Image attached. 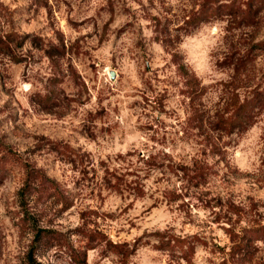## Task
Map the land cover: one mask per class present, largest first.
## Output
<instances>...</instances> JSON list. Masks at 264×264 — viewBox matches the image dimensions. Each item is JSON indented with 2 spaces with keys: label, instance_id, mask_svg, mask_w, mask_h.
<instances>
[{
  "label": "rangeland",
  "instance_id": "374dc122",
  "mask_svg": "<svg viewBox=\"0 0 264 264\" xmlns=\"http://www.w3.org/2000/svg\"><path fill=\"white\" fill-rule=\"evenodd\" d=\"M14 2L19 5L15 13L0 6V91L10 97L3 107H0V183H3L5 176L11 175V179H15L17 172L23 173L24 184L32 174L42 178L43 185L44 183L45 185L38 187V204L33 206L34 213L38 214L35 216H39L40 222L45 221L47 225H52L56 217L75 206L77 201L82 202L85 199L97 200L102 207L106 199L104 195L106 191L116 192L121 197L128 199L144 195L137 172L125 171L123 174H118L119 170H110L108 165L101 161L100 168L103 170L101 176L96 168L91 167L90 158L87 155H82L80 150L71 148L65 140H52L43 135L45 132H52L53 135L58 134L59 130L56 129L55 124L46 125L42 122L48 120L49 116H51V120L62 119L69 111H74L72 105H80L85 102L83 97L88 95L89 86L94 91L98 90V103L101 105L105 100H110L117 95L116 89L124 91L129 87L130 82L126 81L129 67L125 49L137 62L140 69L139 75L147 92L155 96L153 103L140 90L126 92V95L141 94L144 100L143 105L136 101L129 107L134 108L140 105V107L151 108L152 111H160L173 117L176 115L175 109L166 111L164 102L173 99L177 94L190 97L189 102L184 100L179 102L191 113L187 124L182 126L183 138L194 139L201 146L202 156L219 155L221 160H224L227 171L224 172L223 179L227 185L231 186L234 183L230 177L240 178L241 174H238L227 164L226 154L214 141L213 134H216L217 140L226 145L236 143L235 139L224 141V137L231 136L236 128L243 131L249 124L256 122L255 118L264 115V96H261V93L264 92V68L257 69L254 64L257 55H264V43H253V39L259 34L261 26L264 25V16H259V13L264 11V0H230L225 3H221L220 0H188L192 5L191 10L184 8L182 15L179 16L174 15L171 8L165 7V0H148L147 6L143 0H134V3L140 5L138 12L132 10L129 0H52L51 3L49 0H14ZM228 4H231L237 11L228 10L226 8ZM216 5L225 6V8L216 13H208L207 10ZM197 6H199V12L196 11ZM152 9H156L159 15H153ZM57 13L60 14V19L66 21L68 27L66 34L58 27ZM17 14L19 18L13 19ZM247 15H250L251 18H247ZM198 16L202 21L229 18L227 31L231 34L225 40L229 45L231 55H227L223 62H218L217 66L224 70L234 68V75H232L230 83L221 81L219 85L213 86V88H223L224 95L221 100L227 97L223 111H217L214 117L202 110L204 105L201 97L209 89L200 88L199 83L189 77L186 69L185 71L180 70V66L183 65L178 63L180 58L174 53L175 43L179 40V36L177 35L173 39L170 32V26L180 24L181 21L183 22L182 26L175 29L177 33L198 26L200 23H196ZM124 17H130L125 24L123 23ZM118 19L122 22L116 27H110ZM141 19L151 22L148 27L156 33L152 40L143 37V28L139 26ZM21 23L28 25L35 23L44 25V27L34 28L32 33L20 35L17 29ZM247 27L253 28V32L247 37L242 33L239 40L233 42L234 30ZM48 30L51 32L49 33ZM56 40L59 41V46L55 43ZM27 41H31L32 47L26 54H22ZM153 41L162 43L165 46V51L172 56V61L166 63L163 69L145 66L149 62L155 64V54L150 51ZM5 44L9 47L5 48ZM32 49L36 50V55L33 54ZM105 49L109 53L107 56L104 55ZM9 57L10 61L7 60ZM45 57L50 61L48 68L51 69L53 75L47 80V83H45V78L39 74L35 77L39 84L44 85L42 91L47 95L42 96L41 91H37L29 98L37 122L33 123L32 129H27V122L32 121L33 117L16 98L15 90L19 85L15 80V73L23 66L22 78L27 82L28 67L32 64L42 65ZM73 57L80 64L79 70L72 63ZM172 64H177L175 77L169 76L168 79L161 80L160 74L170 72ZM109 69L112 71L118 69L122 74L113 85L106 83V74ZM81 72L84 75H81ZM86 79L88 84H85ZM57 85H63V87L57 89ZM161 88L162 91H158ZM238 88L245 89L246 96L252 97L244 102L250 106V109L243 115L245 116L244 123H241L243 119L238 120L236 115L237 109L243 105L240 104L235 91ZM109 108H112L111 104H109ZM118 110V108L112 109L115 112ZM145 115L150 117V113H145ZM109 119L108 109L102 106L95 114L89 112L88 123L84 125L81 134L86 132L94 139V128L101 133L110 132V128L95 126V121L99 120L106 125ZM9 121H11V125H9ZM65 127V125H60L61 129ZM144 127L148 131L156 133L151 137L153 141L163 144L168 139L167 135L158 139L160 129L165 128V123L159 118ZM33 142H35L34 147L31 146ZM14 146L26 149L23 158L17 154V151H14ZM129 155L131 156L132 153ZM37 161H43L45 166L37 168ZM58 163H69L72 165L73 171L80 172V178L75 180V186L80 191L75 193L73 200H69L65 196L61 184L57 183L56 179L49 178L48 172L56 171ZM143 163L148 168L164 167L158 156H153L149 161ZM216 163L218 165L220 161ZM129 167L132 165L130 164ZM168 167L173 173H184L183 179L187 181L186 187L188 188L184 195L191 194L205 208L212 210L214 216L212 223L220 224L221 221H224L232 225L230 229H223L230 236L231 248L229 250L228 246L220 247L216 244V238L211 233L206 237L197 236L184 240L183 248L179 245L175 246L173 242L170 245L167 244L172 238L177 239L176 236L170 233H155L152 235L159 239L160 243L153 247L159 251L170 253L172 259H179L176 253L181 252L183 258L189 260V264H191L193 246L197 243L210 247L213 254L218 252L223 258L221 264H264V249L254 247L253 243L257 239H264V215L256 211L258 204L253 197H247L250 207L245 209L232 203V194L227 201H224L218 197H212L211 192L208 191H202L199 194L192 192V189L206 188L209 175L218 174L212 167H208L200 161H194L192 168L183 165L177 167L169 165ZM60 174L61 176L66 175L63 171ZM129 177L135 178L129 179ZM249 179L264 188V157H262L260 175L251 176L249 174ZM164 198L169 204L182 199L174 193H164ZM49 201H51L50 205ZM17 206L19 207V200L9 202V207ZM216 207L221 209L219 213L214 211ZM132 208L133 204H128L121 215L128 213ZM187 208L188 204L186 203L179 205L180 211ZM19 209L20 211L9 212V215L13 216L14 226L20 229L21 235H23L31 229L24 224V214L20 207ZM81 219L85 221L84 227L75 229V232L81 237V247L87 250L106 245L103 247L101 255H107L109 251L115 252L120 257L119 264H127L133 249L142 242L144 244L151 243L150 238L145 239L150 236L146 232L144 237L136 240L133 248L130 249L128 243H124L121 245L122 249H114L107 236L99 231L100 223H98V221L106 222L117 219L114 214L86 210L81 212ZM241 220H245L249 225V227L241 229L242 235L235 230ZM128 223L132 228L137 227V224L132 220H129ZM205 227L208 225L206 224ZM44 229L50 231V239H47L48 244L41 248L40 255H46L50 248L56 247L58 249L56 259H62L60 252H65L66 249L65 255H70L74 264H85L82 262L83 254L86 251L77 252L67 236H61L51 228ZM120 231L123 232L125 229L121 228ZM2 240L3 236L0 235V241ZM165 254L162 253V255Z\"/></svg>",
  "mask_w": 264,
  "mask_h": 264
},
{
  "label": "clouds",
  "instance_id": "9594fccd",
  "mask_svg": "<svg viewBox=\"0 0 264 264\" xmlns=\"http://www.w3.org/2000/svg\"><path fill=\"white\" fill-rule=\"evenodd\" d=\"M49 2L51 3L52 0H49ZM220 2L225 3L230 2V0H220ZM143 3L147 6L148 0H143ZM0 6L7 8L13 13L19 7L14 0H0ZM129 6L136 12L140 9V5L134 3V0H129ZM165 7L171 8L172 13L179 16L182 15V9L188 8L191 10L192 5L188 0H165ZM151 11L153 15H159L156 9ZM196 11H200L199 6L196 7ZM56 16L59 19L58 27L66 34L68 31L66 21L60 19L59 13ZM259 16H264V11H261ZM18 18V14L13 17V19ZM129 19L130 17H124L123 23L125 24ZM121 22L118 19L110 27H116ZM150 23V21L141 19L139 26L143 28V37L152 40L156 33L152 28L148 27ZM182 24L183 22L181 21L180 24L170 26L172 38L175 39L177 35L179 36V40L175 43L174 53L180 58L178 63L183 65L189 77L197 81L200 88L209 89L201 97L204 105L202 110L207 111L209 116L214 117L217 111H223L227 103V97L221 100L224 95L223 88H213V86L219 85L221 81L230 83L232 75H234V68L224 70L217 66L218 62H223L227 55H231L229 45L225 40L231 34L227 31L229 18L201 21L198 26L192 27L188 31L177 33L175 29L181 27ZM39 27H44V25L21 23L17 32L20 35L32 33L34 28ZM234 31L233 42L239 40L242 33L247 37L253 32V28L247 27ZM48 32L50 33L51 30H48ZM55 43L59 46L58 40ZM253 43H264V25L261 26L259 34L253 39ZM31 47V41H27L22 54H26ZM32 51L36 55V50L32 49ZM150 51L155 54V64L149 62L145 65L147 67L163 69L166 63L172 61V56L165 51V46L162 43L153 41ZM104 55H109L107 49L104 50ZM125 55L129 67L126 79V81L130 82L128 88L124 91L116 89L117 95L110 100H105L103 105H101L98 103V90L94 91L89 86L88 95L83 97L85 102L80 105L73 104L72 109H75L74 111H69L62 119L51 120V116H49L48 120L42 122L46 125L55 124L56 129L59 130L58 134L53 135L52 132H45L43 135L48 136L52 140H65L71 148L80 150L82 155H87L90 158L91 167L96 168L101 176L103 175V170L100 168L101 161H104L110 170H119L118 174H123L125 171L137 172L144 195L128 199L121 197L116 192L109 193L106 191L104 193L106 199L102 207L99 205V201L94 199H85L82 202L77 201L75 206L70 207L61 216L56 217L52 225H47L45 221H41L39 227L51 228L57 234L67 236L77 252L86 251L85 264H119L120 261V257L115 252L109 251L107 255H101L103 247H106V245L101 248L87 250L81 247V237L75 232V229L84 227L85 221L81 219V212L86 210H95L102 214L110 213L117 217V219L106 222L98 221L100 223L99 231L103 232L115 246L128 243L131 249L137 239L144 237L146 232L150 234L145 239L150 238L151 243L144 244L142 242L139 246H136L128 257L127 264H189V260L184 259L181 252L176 253L179 259H172L170 253L154 248L153 245L160 243L159 239L152 235L155 233H170L181 240L192 239L197 236L206 237L211 233L216 238V244L220 247L228 246L230 250V236L223 229H230L232 225L224 221H221L220 224L212 223L214 219L213 211L205 208L191 194L188 196L184 195L188 191L186 187L187 181L183 179L184 173H173L168 166L177 167L183 165L192 168L194 161H200L208 167H212L218 174L209 175L206 188L192 189V192L199 194L202 191H208L211 192L212 197H218L224 201H227L230 198V194H232V203L245 209L250 207L247 197L252 196L258 204L256 211L264 215V188L257 185L254 180L249 179V174L251 176L260 175L262 157H264V115L255 118L256 122L249 124L243 131L240 128H236L231 133V136L224 137V141H233L235 139L236 143L226 145L224 142L217 140L216 134H213L214 141L226 154L227 164L238 174H241L239 179L230 177L234 183L229 186L223 179L224 172L227 171L224 160H221L219 155L213 156L209 154L207 157L202 156L201 146L194 139L183 138L182 126L187 124L191 113L179 102L181 100L189 102L191 98L177 94L173 99L164 102L166 111L175 109L176 115L173 117H169L160 111H152L151 108L140 107V105L144 104L141 94L126 95L125 93L140 90L153 103L155 102V96L147 92L139 75L140 69L137 62L127 53V49H125ZM7 60L10 61V57ZM72 63L78 70L80 69V64L76 58H72ZM49 64L50 61L45 57L42 65H30L27 69V82L22 78L23 66L15 73V80L19 85L15 90L16 98L20 100L24 108L33 117L32 121L27 122V129H32L33 123L37 122L33 107L29 103V98L37 91H41L42 96L47 95L46 92L42 91L44 85L39 84L35 77L39 74L45 78V83H47V80L52 78L53 75L51 69L48 68ZM254 64L257 69L264 68V55H257ZM176 68L177 64H172L171 71L168 73L162 72L160 79H168L169 76L175 77ZM80 74L84 75L83 72ZM106 75V83L113 85L122 74L118 69L116 71L109 69ZM85 84H88L87 79ZM60 87H63V85L56 86L57 89ZM158 91H162V88L158 89ZM235 91L239 97L240 104H244L246 99L252 98L246 96V90L243 88H238ZM9 99L10 97L7 94L0 91V107H3ZM136 101H139L140 105L130 108L129 105L135 104ZM109 104L112 105V108H109ZM13 106H16L15 103ZM101 106L108 109L110 119L106 125L97 120L95 121V126L110 128L111 131L101 133L94 128V139L86 132L81 134L84 125L88 123V113L95 114ZM113 108H118V112L112 111ZM256 111H259V109H256ZM145 113H150V117L145 115ZM156 118L165 123V128L160 129L158 136V139L165 135L168 136V139L163 144L153 141L151 137L156 133L148 131L144 127V125L151 124ZM9 125H11V121H9ZM60 125H65L66 127L61 129ZM31 146L34 147L35 142ZM14 151H17V154L23 158L26 149L14 146ZM129 153H132V155L130 156ZM153 156H158L162 160L163 168H148L143 163L149 161ZM120 157H123V159H120ZM217 161H220L218 165ZM130 164L132 167H129ZM44 166L43 161H37V168ZM61 171L65 172L66 175L61 176ZM48 175L49 178L56 179L57 183L61 184V188L69 200H73L75 193L80 191L75 186V180L80 178V172L73 171L71 164L58 163L56 171H49ZM134 178L129 177V179ZM23 179V173L17 172L15 179H11V175L5 176L3 177V183H0V235L3 236V240L0 241V264H30L27 261V253L30 251L35 233L30 230L21 235L20 229L14 226L13 216L9 215V212L20 211L18 206L9 207V202L20 199L18 193L25 187ZM37 186L38 184L33 185V187ZM164 193H174L182 199L169 204L164 198ZM27 197L28 194L26 193L25 198L27 199ZM48 203L50 205L51 201ZM181 203L188 204V208L180 211L179 205ZM128 204H133V208L129 209L128 213L121 215L124 209L128 207ZM28 207L30 214H34L33 202L30 199L28 200ZM214 211L219 213L221 209L216 207ZM129 220L134 221L137 227L132 228L128 223ZM206 224L208 227H205ZM247 227H249L247 222L241 220L240 225L235 230L242 235L241 229ZM121 228L125 229V231L121 232ZM253 243L254 247L264 249V239H257ZM57 252L58 249L52 247L47 251L46 255L42 256L39 252L34 253L33 259L37 261V264H74L72 257L65 255L66 249L65 252H60L63 258L59 260L56 259ZM162 253L166 254L162 255ZM190 259L191 264H221L223 258L218 252L213 254L210 247L197 243L193 246Z\"/></svg>",
  "mask_w": 264,
  "mask_h": 264
},
{
  "label": "trees",
  "instance_id": "16d2710c",
  "mask_svg": "<svg viewBox=\"0 0 264 264\" xmlns=\"http://www.w3.org/2000/svg\"><path fill=\"white\" fill-rule=\"evenodd\" d=\"M225 8V6H218L216 5L214 8H209L208 13H216L217 11L221 10ZM226 8L228 10H230L231 12L237 11V9H235L231 4H228V6H226ZM247 18H251L250 15H247ZM202 19L200 18V16L196 17V23L201 22ZM9 47L7 44H5V48ZM180 70L181 71H185V68L183 66H180ZM261 96H264V92L261 93ZM250 109V106L247 104H243L241 105L237 111H236V115L238 116V120H241V123H244L245 121V113ZM44 180L42 178H40L38 175L36 174H32L30 176V178H28V180L26 181V183L24 184L25 187L18 193L20 199H19V207L22 210V213L24 214V218H23V222L27 227H30V229L32 231H34L35 233V238L32 241V244L30 246V251L27 253V261L30 262V264H37V261L33 259V254L37 253L41 251V248L43 247V245L48 244V240L50 239L49 234L50 231L46 230L44 228L39 227L40 224V220L38 219L37 213L34 214H30L29 212V207H28V200H32L33 202V206H37L36 204H38V187L41 185H43ZM38 184L37 187H33V185ZM45 185V183H44ZM43 185V186H44ZM28 194L27 199L25 198V194ZM162 238H164V236L161 235ZM48 239V240H47ZM171 242H173V244L175 246L179 245L181 248H183L184 245V240H181L179 238L175 239L172 238L169 242H167L168 245L171 244ZM114 249H122L123 246H114ZM92 248H88V249H93ZM83 262L85 263V258H86V253L83 254Z\"/></svg>",
  "mask_w": 264,
  "mask_h": 264
}]
</instances>
